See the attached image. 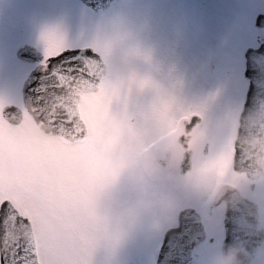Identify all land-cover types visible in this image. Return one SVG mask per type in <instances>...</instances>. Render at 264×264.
Masks as SVG:
<instances>
[{
	"label": "snow or ice",
	"instance_id": "6c2138e0",
	"mask_svg": "<svg viewBox=\"0 0 264 264\" xmlns=\"http://www.w3.org/2000/svg\"><path fill=\"white\" fill-rule=\"evenodd\" d=\"M43 40L38 94L28 103L0 97V264H94L99 247L119 234L89 214L136 134L112 111L124 84L110 78L106 50H72L55 30ZM134 83L151 80L133 73L129 91ZM152 115L174 162L190 154L192 167H211L234 185L241 178L264 184V168L241 145L248 167L237 166L238 133L264 135V125L234 123L226 140L209 146L198 113L172 98L160 95Z\"/></svg>",
	"mask_w": 264,
	"mask_h": 264
},
{
	"label": "rangeland",
	"instance_id": "374dc122",
	"mask_svg": "<svg viewBox=\"0 0 264 264\" xmlns=\"http://www.w3.org/2000/svg\"><path fill=\"white\" fill-rule=\"evenodd\" d=\"M262 10L264 0H118L98 12L81 0H0V97L22 103L21 86L34 64L17 62L14 51L29 40L44 52L43 35L55 30L70 48L106 50L110 78L124 84L112 111L125 118L143 148L163 132L153 118V106L171 85L165 97L169 94L176 103L179 98L189 100L180 106L202 111L201 104L209 107L205 129L212 142L220 144L237 124L232 108L237 103L240 110L247 86L244 51L257 46L264 33L254 25ZM133 73L137 80L148 77L151 83L143 88L134 83L129 91L127 80ZM220 95L213 105L202 102ZM176 189L183 207L207 208V201L181 184ZM133 198L127 171L99 191L98 203L122 227L114 243L99 247L94 264L156 263L164 234L177 223L180 211L165 230L146 231L122 214ZM216 252L215 244H201L193 264H207ZM254 261L264 264V250Z\"/></svg>",
	"mask_w": 264,
	"mask_h": 264
},
{
	"label": "clouds",
	"instance_id": "9594fccd",
	"mask_svg": "<svg viewBox=\"0 0 264 264\" xmlns=\"http://www.w3.org/2000/svg\"><path fill=\"white\" fill-rule=\"evenodd\" d=\"M264 125V104L250 117L249 126ZM238 143L254 158V163L264 168V135H252L241 131L237 135ZM125 157L120 161L119 172H128V186L134 198L123 208V216L131 224L140 223L144 230L160 232L165 230L182 210L183 201L180 192L169 182L175 173L166 160L151 159L141 155V146L135 140L128 143ZM181 187L194 192L210 204H219L225 208L234 206L243 199L250 200L258 220L264 223V184H254L241 178L238 184L219 175L211 167H191L181 178ZM90 217L101 226L118 231L122 224L105 211L97 202ZM251 253L241 244L229 245L214 253L207 264H255Z\"/></svg>",
	"mask_w": 264,
	"mask_h": 264
},
{
	"label": "water",
	"instance_id": "95a60500",
	"mask_svg": "<svg viewBox=\"0 0 264 264\" xmlns=\"http://www.w3.org/2000/svg\"><path fill=\"white\" fill-rule=\"evenodd\" d=\"M86 4L95 10H102L117 0H83ZM257 25L264 26V13H259L257 16ZM34 48V47H33ZM72 50L83 49L85 52L96 55L94 49L90 46L71 48ZM35 50V48H34ZM30 54L27 50L19 55L25 57ZM28 57V56H26ZM248 64L246 75L251 78V86L248 95L246 108L241 116V128L247 129L250 123V117L255 111L264 104V89L261 83L264 84V46L258 49L249 48L247 50ZM261 59V63L257 60ZM45 72L41 65L35 68L25 80L22 88V96L24 103H28L31 98H34L38 92V87L44 82ZM254 101V102H253ZM262 102V103H261ZM237 160L238 168L244 169L248 167L243 164L246 159L245 153L242 151L240 144H237ZM186 166L184 169H188ZM248 227L240 233L233 232V226L228 225L227 243L231 244L235 240L244 243L243 245L249 250L251 255L256 249V243L250 244L248 241ZM206 231L202 221V216L193 208H185L180 212L178 225L170 227L165 234L164 241L160 248L156 264H192L194 249L205 240Z\"/></svg>",
	"mask_w": 264,
	"mask_h": 264
},
{
	"label": "flooded vegetation",
	"instance_id": "af4514ba",
	"mask_svg": "<svg viewBox=\"0 0 264 264\" xmlns=\"http://www.w3.org/2000/svg\"><path fill=\"white\" fill-rule=\"evenodd\" d=\"M262 39H263V35L258 38V45L262 42ZM29 44H32V42L29 40L20 42V44L14 51V55H15L14 58L17 60V62L21 64H25V65L34 64V67L29 71L28 75L31 73L33 69L41 65V61L43 60V57H44L43 55L44 52L41 53V52H38L36 49L34 50V48ZM21 50H22V53L24 50H27L30 56L27 54L26 56L28 57L26 56L21 57L19 55V52H21ZM248 86H249V82L247 83V86L245 88L243 99L240 102L241 104L240 110L238 111V109H236L237 103H235L232 108L233 112L236 111L235 113H236V119H237L238 126H239L240 114H241V111L243 110V106L245 103L246 92H247ZM172 89L173 87L171 85L170 90L169 89L164 90L163 92H161V95L166 96L167 91L170 92ZM168 96L169 94L167 95V97ZM221 96H224V95H220L218 98L214 100L202 99V102L204 104L212 103L211 105H213L214 103L220 101V99L222 98ZM180 100L181 98H179V100L177 101L178 103L176 102L175 103L177 105H184L186 102L189 101V100L186 101L185 99L182 101ZM22 103H24V99H22ZM199 107L203 108L204 111H202V109L198 110V108L196 107L195 109L187 107V109H191L198 113V115L194 117V121L199 122L203 126V129L206 134V142L210 146L213 144V142L209 135V132L205 129V128L208 129L209 127V125L208 127L206 125L207 124L206 113L209 107L205 109V106L203 104H201ZM140 146L142 149L141 154L143 157H147L151 159H162V160H166L169 163L170 167L175 173L174 180L169 182L172 187L176 188L178 185H180L182 175L186 171L184 170V168L186 166H189L188 169L192 167V161H191L190 154L187 157H185L182 163H177L173 161L168 142L164 138L163 132L162 134L158 135L155 138V141L152 144L147 143L144 148L142 147V145ZM188 206L195 208L202 215V220L205 224L206 233H207L206 240L203 243L215 244L217 246V251L221 249H226L229 245H233V244L243 245L244 243L239 242V240H235L231 244L227 243L228 225L233 226L234 233H240L243 230H245L246 227H248L249 228L248 229V232H249L248 241L250 244L256 243L257 245L254 253L250 256V259L256 260L258 254L262 250H264V223H261L258 220L255 209H254V205L250 200L248 199L240 200L234 206L230 205L227 208L219 204H210L208 202H207V208L205 210L196 208L194 205H191V204H187L183 208L188 207ZM211 232L213 234H210Z\"/></svg>",
	"mask_w": 264,
	"mask_h": 264
}]
</instances>
